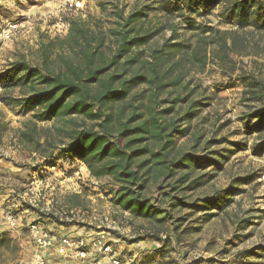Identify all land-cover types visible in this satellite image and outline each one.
Returning a JSON list of instances; mask_svg holds the SVG:
<instances>
[{
	"label": "rangeland",
	"instance_id": "obj_1",
	"mask_svg": "<svg viewBox=\"0 0 264 264\" xmlns=\"http://www.w3.org/2000/svg\"><path fill=\"white\" fill-rule=\"evenodd\" d=\"M79 1L82 8L74 10L66 0H0V30L10 23L20 27L14 39L0 42V79L18 61L38 63L41 45L48 40L64 39L74 19L88 21L96 31H109L117 27L115 13L122 11L126 17L133 11H146L147 18L137 27L157 35L138 49L143 52L144 60L152 50L161 48L173 36L176 37L173 43L194 48L201 37L197 27L207 25L221 31L236 29L220 18V6L209 13L200 11V15L186 13V18L190 20H185L178 13L171 16L164 12L161 9L162 0ZM188 21L195 24L193 30L189 28ZM249 32L246 35L248 48L242 55H232L233 63L228 64L226 69L210 63L205 70L199 71L185 59L182 60L173 74L174 77L183 76L180 87L177 90L169 88L161 96L168 101L179 93L188 96L187 104L176 107L174 118L181 117L192 102H200L201 107L197 109L199 116L191 123H184L181 128L182 131L189 129L188 135L176 138L177 150L194 155L189 169L178 171L176 178L152 182L146 193L151 203L163 205L170 215L164 228H155L161 231V239L170 241L159 264H264V133L259 135L254 131L257 120L250 118L253 112L264 107V98L249 102L248 96L244 95L247 89L245 79L252 77L264 81V33ZM179 60V56H175L174 62ZM141 92L145 96L151 94L147 86L138 88L134 94ZM24 93L18 88L4 90L0 86V159L13 161L19 173L16 183H12L13 188L9 186V181L0 184V192L12 188L14 191L7 193L13 198L8 200H16L13 203L15 206L7 204L5 218L7 215L22 217L20 213L27 211L25 216L33 214L26 218L32 219L28 222L36 220L52 226L56 222L54 218H58L57 223H64L66 228H85L84 231L92 226L103 227L115 222L120 230L116 238L120 237L122 243L137 244L131 239H137L136 234L141 229L148 230L153 226L141 220L133 222L127 215L118 214L111 203L112 177L96 180L81 162L71 158L60 160L56 168L41 167L38 173L34 172L43 160L37 154L23 150L18 143L20 132L31 121L33 114L24 113L19 107L7 105L3 100L20 98ZM78 122L92 125L82 119ZM51 127L52 123L38 125L39 129ZM232 143H240L241 146L237 148ZM58 153L56 150L54 157ZM0 174V181L9 179L3 171ZM183 175L188 177V183L182 189L191 185L195 188L176 194L172 192L170 196L183 198L186 204L211 197L231 186L239 192L223 202L221 209L212 211L214 217L210 220L204 210L173 211L168 207L171 200L166 195L173 191L174 182ZM200 178L202 180L198 181ZM242 179H250V182L237 186L233 184ZM74 195L81 196L80 207L68 209L69 199ZM179 218L183 219L177 223L180 228L173 231L176 226L173 222ZM168 233L171 236L166 237ZM144 241L146 244L138 243V250L145 247V251L153 253L147 263L155 256L158 259L159 255L153 251L162 243L151 239ZM247 253L253 256L242 260ZM126 254L124 256L127 257Z\"/></svg>",
	"mask_w": 264,
	"mask_h": 264
},
{
	"label": "trees",
	"instance_id": "obj_2",
	"mask_svg": "<svg viewBox=\"0 0 264 264\" xmlns=\"http://www.w3.org/2000/svg\"><path fill=\"white\" fill-rule=\"evenodd\" d=\"M161 2L164 12L171 16L178 13L185 20H190L186 13L200 15V11L209 13L220 6V18L236 29L221 31L207 25L197 27L201 37L194 48L173 43L176 39L173 36L161 48L152 50L144 60L143 52L138 49L157 35L137 27L147 18L146 11H133L126 17L122 11L115 13L117 27L109 31H96L88 21L74 19L64 39L48 40L41 45L38 63L26 60L14 63L7 75L0 79V86L4 90L18 88L25 92L20 98L3 100L24 113L33 114L20 132L18 143L23 150L37 154L43 160L34 172L38 173L41 167L56 168L60 160L71 158L81 162L96 180L112 177L111 203L118 214L127 215L133 222L141 220L153 226L152 229H141L138 232L141 236L132 243L147 239L162 243L153 252L164 258L170 241L161 239V231L155 228H164L170 215L163 205L151 203L146 193L152 182L176 178L178 171L189 169L194 155L177 150L176 138L188 135L189 129L182 131L181 128L199 116L197 109L201 104L190 103L181 117L174 118L176 107L187 104L188 96L179 93L169 101L161 96L169 88L177 90L180 87L183 76L174 77L173 74L182 60L203 71L210 63L226 69L233 63L232 55H242L249 46L247 33L252 30L264 33V0ZM187 24L191 29L195 26L192 21ZM177 55L180 60L174 62ZM245 84L244 95L248 96L249 102L264 98V81L248 77ZM142 86H147L151 94H134ZM167 104L169 107H165ZM250 118L257 120L254 131L262 135L264 107L253 112ZM78 119L92 125L79 123ZM49 123H52L50 129L38 128L39 124ZM207 145L210 147L209 143ZM232 145L241 146L240 143ZM56 150L59 153L54 157ZM247 182L250 179L236 180L233 184ZM187 183L186 175L176 179L173 191L166 195L171 200L168 207L173 211L204 210L208 220L214 217L212 211L221 209L223 202L239 192L231 186L193 204H186L185 199L175 195L170 196L172 192L176 194L195 188L191 185L182 189ZM80 198V195L72 196L68 209L80 207ZM54 219L59 222L58 218ZM182 221L180 218L174 220L173 231H178L177 223ZM169 236L168 233L166 237ZM9 245L8 236L1 234L0 260L3 257L1 250H10ZM251 256V253L244 254L242 260ZM146 263L147 259L142 261V264Z\"/></svg>",
	"mask_w": 264,
	"mask_h": 264
},
{
	"label": "built area",
	"instance_id": "obj_3",
	"mask_svg": "<svg viewBox=\"0 0 264 264\" xmlns=\"http://www.w3.org/2000/svg\"><path fill=\"white\" fill-rule=\"evenodd\" d=\"M66 2L74 10L82 8L79 0H66ZM19 30L18 24H8L0 30V42L7 43L11 41ZM6 220L11 229L17 228L19 223L17 217L7 215ZM60 222H62L61 218ZM55 226H65V224L53 222L50 226L36 220L29 223L28 230L35 251L25 264H48L46 255L50 251H55L59 257L66 260H77L79 264L126 263L123 250L116 245L118 241H121V238H116L120 234V230L115 222L107 223L103 227L92 226L90 230L96 231L97 235L89 237L85 236L86 234L79 236L66 234L58 237L53 230ZM136 235L137 237L141 236L140 233Z\"/></svg>",
	"mask_w": 264,
	"mask_h": 264
},
{
	"label": "crops",
	"instance_id": "obj_4",
	"mask_svg": "<svg viewBox=\"0 0 264 264\" xmlns=\"http://www.w3.org/2000/svg\"><path fill=\"white\" fill-rule=\"evenodd\" d=\"M17 167L13 163V161H5L3 159H0V171H3L5 176H8V180L0 181V184H6V182L9 181V186L12 187V183H16L18 180L17 176L19 173L17 172ZM17 172V173H16ZM2 174H0L1 176ZM6 181V182H5ZM13 188V187H12ZM10 188V192H13L14 190ZM7 191L5 190L3 193L0 192V235L5 234L8 236L10 239V245L9 249H2L1 252L3 254V257L0 260V264H25L29 259L32 257L35 247H33L31 239H30V234L28 230V225L30 222L28 220L32 219H26L29 216H32L33 214H29L27 216L24 215L25 212L27 211H22L20 215L22 217H18V226L15 229H11L7 223V216L5 218V210L7 207V204L10 203L11 206L13 205L14 202H16L15 199H9V197L13 198L12 194H8ZM7 193V194H6ZM17 206V205H16ZM32 218V217H31ZM36 219V218H35ZM22 220H26V222H23ZM53 230L55 234L60 237L62 235L70 234L73 236H79V235H85L87 237L89 236H95L97 235L96 231L93 230H88L84 231V229H79L77 227H71V228H66V226H55L53 227ZM143 243L146 244V241H142ZM142 242H138L139 244ZM138 243L137 244H127V243H122L121 241H118L116 245L123 250V253L127 255L125 256L126 263L125 264H142V261H145L147 259L150 260V257L146 258L147 256H151L153 253L145 251V247H141L142 250H138ZM144 250V251H143ZM47 259H48V264H79L77 260L74 259H64L61 258L57 255L55 251H50L47 253ZM160 260H162L160 257L158 259L156 256L153 258V261H150L149 263L146 264H159Z\"/></svg>",
	"mask_w": 264,
	"mask_h": 264
}]
</instances>
